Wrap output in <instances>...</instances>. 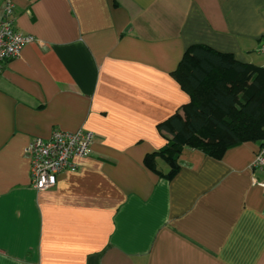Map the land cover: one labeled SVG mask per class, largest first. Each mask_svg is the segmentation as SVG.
Here are the masks:
<instances>
[{
  "label": "crops",
  "instance_id": "obj_1",
  "mask_svg": "<svg viewBox=\"0 0 264 264\" xmlns=\"http://www.w3.org/2000/svg\"><path fill=\"white\" fill-rule=\"evenodd\" d=\"M7 1L34 41L0 72V264H264L261 142L185 147L171 178L145 163L191 99L190 46L264 66V0H0V18ZM57 129L91 152L38 190L26 148Z\"/></svg>",
  "mask_w": 264,
  "mask_h": 264
},
{
  "label": "trees",
  "instance_id": "obj_2",
  "mask_svg": "<svg viewBox=\"0 0 264 264\" xmlns=\"http://www.w3.org/2000/svg\"><path fill=\"white\" fill-rule=\"evenodd\" d=\"M173 76L190 101L158 124L167 138L160 150L147 154L146 165L161 173L156 158H164L173 177L185 147L221 159L244 142L264 143V66L244 63L231 53L208 45L190 46Z\"/></svg>",
  "mask_w": 264,
  "mask_h": 264
},
{
  "label": "built area",
  "instance_id": "obj_3",
  "mask_svg": "<svg viewBox=\"0 0 264 264\" xmlns=\"http://www.w3.org/2000/svg\"><path fill=\"white\" fill-rule=\"evenodd\" d=\"M33 41V35L25 34L15 27L14 3L7 1L0 18V72L7 61L19 56L22 49ZM259 50L264 55V40ZM93 139V132L85 129H57L48 139L34 137L26 148L33 186L38 190L52 188L57 185L61 173L76 171L78 164L75 159L90 154ZM252 167L264 175V143L259 147ZM259 184L264 187V179Z\"/></svg>",
  "mask_w": 264,
  "mask_h": 264
}]
</instances>
